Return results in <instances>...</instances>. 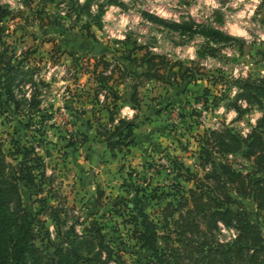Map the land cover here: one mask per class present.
Masks as SVG:
<instances>
[{"label": "rangeland", "instance_id": "374dc122", "mask_svg": "<svg viewBox=\"0 0 264 264\" xmlns=\"http://www.w3.org/2000/svg\"><path fill=\"white\" fill-rule=\"evenodd\" d=\"M68 1L0 0L9 12L0 37L18 60L30 52L25 68L37 67L33 77L47 84L37 87L40 112H18L7 102L0 109L3 152L20 145L43 157L44 190L20 183L43 263L78 255L76 264H230L231 250L249 253L232 225L196 232L206 223L188 189L198 192L195 182L211 181L205 175L220 173L221 164L252 181L262 177L245 145L220 152L208 137L228 129L245 139L261 122L264 131V93L252 90L250 102L238 97L244 86L264 88V0H78L88 7L66 13ZM200 27L226 38L215 40ZM149 54L160 59L144 76ZM101 57L125 76L115 73L96 102L93 64ZM135 83L140 109L132 142L110 149L103 96L116 94V116L132 119ZM32 90L26 83L17 96ZM238 201L229 207L264 234V211L251 199ZM144 217L153 234L147 247L136 239ZM253 264H264V254Z\"/></svg>", "mask_w": 264, "mask_h": 264}, {"label": "trees", "instance_id": "16d2710c", "mask_svg": "<svg viewBox=\"0 0 264 264\" xmlns=\"http://www.w3.org/2000/svg\"><path fill=\"white\" fill-rule=\"evenodd\" d=\"M77 1H68L69 5L66 13L74 10V5H77L80 10L88 7L86 2L79 4ZM8 14V10L0 5V20ZM200 28L215 40L226 38L218 30L207 31L203 27ZM29 53L28 51L22 52L24 58L23 60H18L13 49L10 50V45L0 37V109L7 102L18 112L21 109L40 112L41 99L39 97V88L37 87L47 84L43 80L33 77V72H35V69L37 71V67L25 68V60ZM94 59L93 74L98 84L94 90L93 99L98 102L99 92L104 89L106 82L115 73L119 75L120 79L125 75L118 65L111 67V63L105 58ZM159 59L160 56L154 54H149L147 58L143 59L146 67L144 76L151 75L152 71L157 69L156 60ZM14 61L17 62L15 63ZM98 67L103 70L98 71L96 69ZM106 69H110V75L105 74ZM26 83L32 86V92H30L29 96L22 95L18 97L17 92H20ZM138 86L139 84L137 83L129 84L131 91L130 103L133 109L136 110L132 119L116 116V112H114L118 109L116 94L105 93L103 96L104 105L108 112V124L104 126L107 133L105 143L110 146V149L121 148L132 142V136L137 127L135 121L138 118L137 110L140 109ZM252 90L264 93V88L249 85L242 88V92L238 94V97H242L248 102L253 101L257 94L252 93ZM261 125H263V122L256 129L251 130L245 139L235 136L228 129L220 132L211 131L208 137L212 149L220 152H236L245 145L250 154L254 155V162L262 172L261 178L252 181L248 174L236 172L229 165L221 164L219 166L220 173L213 170L211 175H205L207 179L211 178V181L198 179L195 182V188L198 189V192L188 189L189 197L196 205V212L206 223L205 230H196L198 234L211 230L219 224L224 226L232 225L238 232V240L247 243V248L250 251L247 254H243L240 248L231 250L232 259L228 260L230 264H253L259 251L260 254H264V234L261 226L252 222L245 214L234 211L229 207L239 203V198H245L251 199L259 210L264 211V131L258 130L262 127ZM84 139L85 136H83ZM46 177L43 157L35 151L34 147L28 148L16 145L12 150H8V154H6L0 146V264H44L43 255L36 245L38 236L35 226L37 220L24 207L20 193V183L25 182L33 188L37 187L38 191H43ZM185 179L189 180L190 178L187 176ZM204 185L206 190L203 187ZM187 200L188 198H185V201ZM184 220L186 221L185 225H188L187 219ZM141 224L142 227L144 225L146 227L142 233H138L136 239L141 242L143 247H147L150 245L153 234L151 236L147 234L149 224L145 217ZM96 233L98 238L101 239L103 237L100 232ZM80 242L81 244L83 243V241ZM56 252L60 254L59 250H56ZM206 253L209 254L211 252L208 250ZM219 253L221 255L224 254V252ZM63 256H59L57 264H63ZM206 257L207 255H203L200 259L204 260ZM224 257L227 258L225 255ZM80 260L81 256L76 255L74 261L66 264H76ZM223 262H227V260H223ZM122 263L123 261L119 262V264Z\"/></svg>", "mask_w": 264, "mask_h": 264}, {"label": "built area", "instance_id": "2783aa9c", "mask_svg": "<svg viewBox=\"0 0 264 264\" xmlns=\"http://www.w3.org/2000/svg\"><path fill=\"white\" fill-rule=\"evenodd\" d=\"M219 225H221L222 227L224 226V225H222V224H219Z\"/></svg>", "mask_w": 264, "mask_h": 264}]
</instances>
